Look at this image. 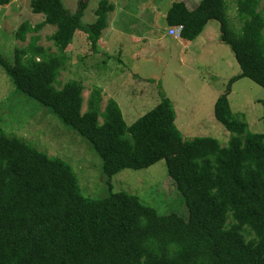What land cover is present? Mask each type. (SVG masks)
<instances>
[{
	"label": "trees",
	"instance_id": "1",
	"mask_svg": "<svg viewBox=\"0 0 264 264\" xmlns=\"http://www.w3.org/2000/svg\"><path fill=\"white\" fill-rule=\"evenodd\" d=\"M229 1L199 0L192 9L176 1L165 16L167 26H180L179 38L187 41L217 21L220 39L239 65L213 105L216 121L230 133L221 146L212 136L184 138L163 93L130 125L113 98L101 111L98 87L82 112V83L70 79L56 86L57 77L75 33H84L95 49L114 5L100 0L95 20L85 25L88 0H78L73 12L62 0H30L32 13L43 20L19 23L14 38L27 43L14 47L12 62L0 53L15 89L85 138L109 178L164 160L187 214H158L111 185L106 196L87 198L69 163L0 127V264H264V134L251 132L227 97L240 77L264 88V4L259 9L260 0H234L240 23L235 27ZM45 25L55 27L48 37L54 51L39 44Z\"/></svg>",
	"mask_w": 264,
	"mask_h": 264
},
{
	"label": "rangeland",
	"instance_id": "2",
	"mask_svg": "<svg viewBox=\"0 0 264 264\" xmlns=\"http://www.w3.org/2000/svg\"><path fill=\"white\" fill-rule=\"evenodd\" d=\"M99 1L88 0L81 19L83 24L95 20L94 10ZM108 1L115 5L107 17L110 30L103 31V40L99 37L95 49L84 33H75L66 50L68 61L57 77L56 86L70 79L80 81L82 112L86 110L90 91L98 87L102 93L101 111L112 97L126 125L154 107L163 93L172 104L175 126L184 138L212 136L221 146L226 145L230 133L216 121L213 105L240 68L229 46L220 39L218 22L209 21L202 32L185 45L178 44L177 40L175 44V40L166 35L156 40V30L167 26L165 16L173 2L183 1L191 9L199 0ZM62 2L73 12L78 0ZM29 3L30 0H11L0 5V53L10 62L14 47L27 43V40L22 43L14 38L19 23L28 20L34 25L43 20V15L32 13ZM263 4L264 0H260L259 9ZM228 16L231 26L238 27L234 0L229 1ZM54 30V26L45 25L38 32L39 44L51 51L55 49L48 37ZM227 97L231 111L244 115L248 129L264 134V88L247 77H240L232 82ZM0 127L69 163L82 195L87 198L106 196L111 185L112 191L135 194L158 214L175 212L183 217L187 214L164 160L143 169L126 168L109 178L91 144L62 124L48 108L18 92L2 66Z\"/></svg>",
	"mask_w": 264,
	"mask_h": 264
},
{
	"label": "crops",
	"instance_id": "3",
	"mask_svg": "<svg viewBox=\"0 0 264 264\" xmlns=\"http://www.w3.org/2000/svg\"><path fill=\"white\" fill-rule=\"evenodd\" d=\"M128 1H132V0H127V2ZM185 3V2H184ZM186 4V3H185ZM186 6L188 7V5L186 4ZM116 8H117V5H116ZM189 8V7H188ZM114 9H115V5H114ZM192 9V8H191ZM114 11V10H113ZM157 28H158V25H157ZM107 31H109L110 30V27L108 28V27H106L105 28ZM104 29V30H105ZM168 29H169V26H166V27H164L162 30H161V28L159 27V29H157L156 30V36H155V39L156 40H159L160 39V37H162V36H170V37H172L174 40H175V44H176V40L178 41V44H181V43H183V45H185V42H188L187 40H184V39H181V38H179V37H174V36H171V35H169L168 34ZM103 30V31H104ZM103 31L101 32V35H100V39L101 40H103ZM139 37L140 38H143V36H141L140 34H139ZM110 98H112V97H110Z\"/></svg>",
	"mask_w": 264,
	"mask_h": 264
},
{
	"label": "built area",
	"instance_id": "4",
	"mask_svg": "<svg viewBox=\"0 0 264 264\" xmlns=\"http://www.w3.org/2000/svg\"><path fill=\"white\" fill-rule=\"evenodd\" d=\"M181 30L180 26H176V27H169L168 29V34L174 37H179V32Z\"/></svg>",
	"mask_w": 264,
	"mask_h": 264
}]
</instances>
